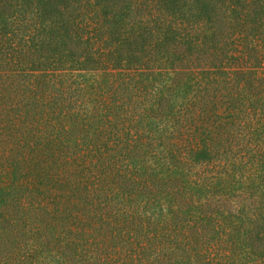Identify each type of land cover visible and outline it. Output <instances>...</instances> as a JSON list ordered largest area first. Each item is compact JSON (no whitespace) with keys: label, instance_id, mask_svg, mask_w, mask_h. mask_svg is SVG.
Listing matches in <instances>:
<instances>
[{"label":"trees","instance_id":"obj_1","mask_svg":"<svg viewBox=\"0 0 264 264\" xmlns=\"http://www.w3.org/2000/svg\"><path fill=\"white\" fill-rule=\"evenodd\" d=\"M0 264H264V0H0Z\"/></svg>","mask_w":264,"mask_h":264}]
</instances>
